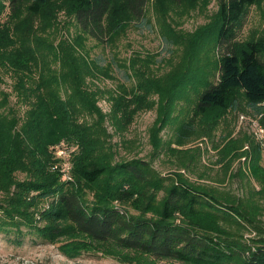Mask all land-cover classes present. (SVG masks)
Wrapping results in <instances>:
<instances>
[{
    "label": "trees",
    "instance_id": "trees-1",
    "mask_svg": "<svg viewBox=\"0 0 264 264\" xmlns=\"http://www.w3.org/2000/svg\"><path fill=\"white\" fill-rule=\"evenodd\" d=\"M259 1L221 0L212 40L219 54L215 71L208 73L212 79L203 77L196 89L194 116L219 109L246 113L264 125V37L236 40L249 8ZM149 2L0 0V16L9 10L0 25V69L15 77L21 108L10 105L8 93L0 94V235L18 246L27 237L59 245L71 260L101 253L129 264H264V168L257 145L251 143V154L260 189L243 197L182 177L166 179L140 159L114 160L106 116L98 107L102 91L90 84L104 66L89 58L86 41L115 43L134 21L145 19ZM61 13L78 34L57 43L51 37ZM173 35L170 30L164 36L168 45ZM134 73L140 93L131 100L111 98L110 120L120 131L147 104L141 94L156 91L144 72ZM61 139L76 147L74 183L50 171ZM242 146L231 140L223 153Z\"/></svg>",
    "mask_w": 264,
    "mask_h": 264
},
{
    "label": "rangeland",
    "instance_id": "rangeland-1",
    "mask_svg": "<svg viewBox=\"0 0 264 264\" xmlns=\"http://www.w3.org/2000/svg\"><path fill=\"white\" fill-rule=\"evenodd\" d=\"M220 3L221 0H150L145 9V19L134 21L115 43L101 44L88 38L86 51L91 60L99 58L104 66L97 73L98 78L90 80V84L102 91L98 107L106 116L107 141L115 152L116 162L140 159L148 162L166 179L182 177L220 194L243 197L253 188L260 189L253 172L251 143L259 147L263 158L261 167L264 168V151L256 141L249 122V119L255 118L246 113H226L219 109H212L201 117L194 116L196 89L205 78L212 79L208 73L215 71L219 54L212 40ZM8 13L7 9L0 16V25L7 20ZM170 30L174 32V43L168 45L164 36ZM77 34L72 19L61 13L55 36L51 38H56L58 43L61 39L71 40ZM260 37H264V0L249 8L236 40H256ZM47 61H51V57ZM51 66L56 69L54 64ZM135 71L144 72V80H149L150 86L157 92L141 94L147 104L134 114L132 123L120 131L110 120L113 109L111 98L121 94L131 100L134 92L140 93L135 89L138 83ZM0 78V94L8 93L10 105L20 108L14 92L15 77L0 69ZM62 96H66L65 91H62ZM80 120L93 123L89 116L80 115ZM190 126L193 133L188 131ZM180 134L185 135L183 139H180ZM63 140L67 141L61 139L58 143ZM180 140L182 144L178 143ZM231 140L243 142V146L227 155L223 150ZM55 163L50 168L51 172H55ZM17 178L23 180L25 175L18 174ZM61 181L74 183L73 173L71 180ZM88 198L93 200V193H89ZM47 205L44 202L43 208ZM0 264L129 263L101 253L85 254L71 260L60 253L59 245L36 244L27 237L23 245L18 246L0 235Z\"/></svg>",
    "mask_w": 264,
    "mask_h": 264
},
{
    "label": "built area",
    "instance_id": "built-area-1",
    "mask_svg": "<svg viewBox=\"0 0 264 264\" xmlns=\"http://www.w3.org/2000/svg\"><path fill=\"white\" fill-rule=\"evenodd\" d=\"M242 120L245 117H241ZM251 123L255 139L258 142L260 148L264 151V125L261 123L259 119H249ZM75 145L63 140L57 145L54 146V156L56 159V163L53 166V170L60 174L63 180L69 181L72 178L73 173V163L72 157L75 152Z\"/></svg>",
    "mask_w": 264,
    "mask_h": 264
}]
</instances>
